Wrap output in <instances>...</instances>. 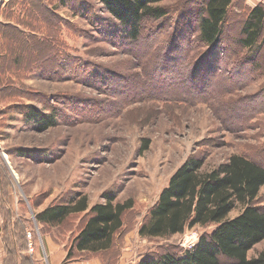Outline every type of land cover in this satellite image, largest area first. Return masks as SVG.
<instances>
[{
    "label": "rangeland",
    "instance_id": "rangeland-1",
    "mask_svg": "<svg viewBox=\"0 0 264 264\" xmlns=\"http://www.w3.org/2000/svg\"><path fill=\"white\" fill-rule=\"evenodd\" d=\"M78 1L86 7L84 15L55 0L44 1L64 23L49 38L68 49L75 61L72 73H62V79L55 81L41 76L34 65L9 70L14 71L8 74L14 84H23L34 94L31 99L16 95L0 100V215L4 234L8 237L14 232L18 245L19 229L27 228L38 251L45 235L68 249L83 215L47 229L36 221L37 214L55 203L67 202L75 193L86 195L90 208L103 203V195L111 193L116 203L132 201L113 242L114 252L124 250V262L137 264L168 248L183 254L215 226L194 227L182 235L158 240L139 237L138 228L171 176L189 158L201 159L202 171L208 172L232 155L255 159L257 152L264 150V75L242 79L234 70L228 74L224 66L223 72L212 78V86L207 85L209 95H204L210 103L186 101L202 93L178 87L172 76L180 74L192 87L199 83L205 86L214 67L210 62L217 58L211 53L201 60L205 50L196 49L186 60L183 53L188 48L179 47L182 38L170 45L179 13H190L183 20L180 35L195 31L191 17L199 0L158 4L169 15L144 22L141 41L135 44L123 40L121 28L98 0ZM245 1L255 5V0ZM7 2L0 0L2 8ZM0 23H8L2 15ZM30 26L41 28L37 22ZM226 27L229 40L220 47L222 52L232 50L238 28L234 18ZM4 47L13 48L10 55L16 52L14 45L6 46L2 40L0 48ZM44 49L42 53L47 54L49 47ZM23 53H33L29 43ZM238 81L244 88L226 97L221 94L222 86L237 88ZM171 85L177 100L164 97L174 95ZM28 105L47 117L54 116L56 125L39 132L26 123L23 112ZM257 203L264 206V186ZM240 211L236 208L229 217ZM263 251L264 240L253 247L248 258Z\"/></svg>",
    "mask_w": 264,
    "mask_h": 264
},
{
    "label": "trees",
    "instance_id": "trees-1",
    "mask_svg": "<svg viewBox=\"0 0 264 264\" xmlns=\"http://www.w3.org/2000/svg\"><path fill=\"white\" fill-rule=\"evenodd\" d=\"M44 1L8 0L3 8L0 3V15L8 22L4 25L0 23V41L3 40L9 47L14 45L16 51L10 55L13 48H0V100L12 99L16 95L28 99L33 97L34 93L29 87L14 84L9 77L10 72L14 73L9 71L13 68L34 65L41 76L55 81L62 79V73H72L75 61L68 54V49H63L62 43L54 44L49 38L51 34L58 33V28H63L64 23L56 10ZM55 1L77 15H84L86 7L81 1ZM98 1L121 28L123 40L131 44L141 41L144 22L160 21L169 15L168 11L158 6L166 0ZM198 4L191 17L195 31L180 35L183 20L190 17V13H179L170 45L174 46L182 38L180 44H183L179 47L185 45L188 48V52L183 53L186 60L192 58L196 49L205 50L199 56L201 60L216 53L214 56L217 58L210 62L214 67L208 73L209 79L205 86L199 83L192 87L189 80L183 77L182 80L180 74L172 76L171 80L178 87L188 89L189 93H202L197 97L191 96L193 99L186 101L210 103L204 95H209L207 85L212 86V78L222 73L224 66L228 74L234 70L242 75V79L254 80L264 75V4L259 3L252 7L245 0H199ZM232 18L238 26L233 47L229 52H222L221 48L226 46L225 40H229L225 36L226 26ZM36 22L41 28L30 26ZM28 43L33 53L20 54ZM44 46L49 47L47 54L42 53L45 51ZM240 82H236L237 88L222 86L221 94L226 97L233 90L244 88L245 85H239ZM170 91L172 92V85ZM164 97L170 100L179 98L176 93L165 94ZM243 101L246 102V99ZM230 110L238 111L236 108ZM23 114L24 121L39 132L56 125L54 116L47 117L31 105L26 106ZM146 147L144 145L143 150ZM203 165L201 159L189 158L176 170L137 233L141 238L158 240L182 235L187 229L194 227L215 226V229L201 235L196 245L185 250L183 254H177L168 248L162 250L158 256L151 253L137 264H264V251L248 258L253 247L264 240V206L257 203L260 189L264 186V150H259L255 159L232 155L226 162L208 172L202 171ZM103 200V203L90 208L86 195L75 193L67 202L55 203L37 214L36 221L47 229L62 226L72 216L83 215L75 235L71 238L65 261L77 258L80 253H102L109 256V260L114 259V237L122 229L123 216L132 209V201L116 203L115 196L111 193H105ZM238 207L241 208L240 213L230 218V213ZM10 234L9 242L15 237L14 232ZM18 237V250H22V238L26 237L24 228L19 229Z\"/></svg>",
    "mask_w": 264,
    "mask_h": 264
},
{
    "label": "crops",
    "instance_id": "crops-1",
    "mask_svg": "<svg viewBox=\"0 0 264 264\" xmlns=\"http://www.w3.org/2000/svg\"><path fill=\"white\" fill-rule=\"evenodd\" d=\"M254 2L255 5L259 3L264 4V0H255ZM2 226L3 222L0 215V264H128L129 262V260L124 262V250H120V253L116 251V255L112 260H109V256L102 253H80L77 258L65 261L67 255L66 244L62 242L59 243L56 241V238H51L48 235L43 237L42 249L40 251L33 247L32 253L28 252V240L26 237L22 238L23 249L18 250L17 245L16 251L13 238L12 241L9 242L8 237L4 234ZM24 229L25 231L27 230V228ZM135 263L136 262L132 264Z\"/></svg>",
    "mask_w": 264,
    "mask_h": 264
},
{
    "label": "built area",
    "instance_id": "built-area-1",
    "mask_svg": "<svg viewBox=\"0 0 264 264\" xmlns=\"http://www.w3.org/2000/svg\"><path fill=\"white\" fill-rule=\"evenodd\" d=\"M25 236H26V239L28 240V245H27V248H28V252L32 253L33 251V244H32V241H31V232H29L28 230L25 231Z\"/></svg>",
    "mask_w": 264,
    "mask_h": 264
}]
</instances>
